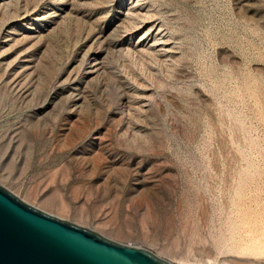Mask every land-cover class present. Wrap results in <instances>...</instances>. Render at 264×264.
<instances>
[{
    "label": "rangeland",
    "instance_id": "rangeland-1",
    "mask_svg": "<svg viewBox=\"0 0 264 264\" xmlns=\"http://www.w3.org/2000/svg\"><path fill=\"white\" fill-rule=\"evenodd\" d=\"M0 184L172 264H264V0H0Z\"/></svg>",
    "mask_w": 264,
    "mask_h": 264
},
{
    "label": "water",
    "instance_id": "water-1",
    "mask_svg": "<svg viewBox=\"0 0 264 264\" xmlns=\"http://www.w3.org/2000/svg\"><path fill=\"white\" fill-rule=\"evenodd\" d=\"M0 264H172L49 213L0 184Z\"/></svg>",
    "mask_w": 264,
    "mask_h": 264
}]
</instances>
